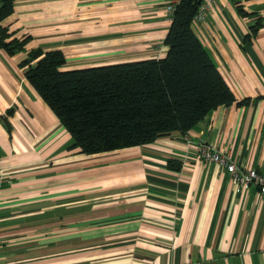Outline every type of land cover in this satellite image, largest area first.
Listing matches in <instances>:
<instances>
[{
	"label": "crops",
	"instance_id": "0c3cea01",
	"mask_svg": "<svg viewBox=\"0 0 264 264\" xmlns=\"http://www.w3.org/2000/svg\"><path fill=\"white\" fill-rule=\"evenodd\" d=\"M168 1L14 0L1 25L25 50L59 49L66 69L157 58ZM191 28L246 102L95 154L68 147L17 65L25 53L0 49V264H264V193L196 152L264 172V0H213Z\"/></svg>",
	"mask_w": 264,
	"mask_h": 264
},
{
	"label": "trees",
	"instance_id": "16d2710c",
	"mask_svg": "<svg viewBox=\"0 0 264 264\" xmlns=\"http://www.w3.org/2000/svg\"><path fill=\"white\" fill-rule=\"evenodd\" d=\"M13 1L0 0V49L7 55L25 53L17 64L24 78L68 132V147L81 153L148 144L170 131L185 133L216 107L246 102L235 101L191 28L200 0L174 5L163 56L71 69L63 68L59 49L25 50L29 37L14 38L1 25L12 14ZM258 27L251 26L244 39Z\"/></svg>",
	"mask_w": 264,
	"mask_h": 264
},
{
	"label": "built area",
	"instance_id": "2783aa9c",
	"mask_svg": "<svg viewBox=\"0 0 264 264\" xmlns=\"http://www.w3.org/2000/svg\"><path fill=\"white\" fill-rule=\"evenodd\" d=\"M180 0H169L164 7L166 15L170 16L173 7ZM213 0H200L199 6L192 17L191 23H201L206 12L211 8ZM196 152L202 161L215 162L223 166L229 174L230 181L240 186L252 185L256 192L264 193V172H258L250 167L235 166L228 156L214 150L211 146L198 142L196 143Z\"/></svg>",
	"mask_w": 264,
	"mask_h": 264
}]
</instances>
